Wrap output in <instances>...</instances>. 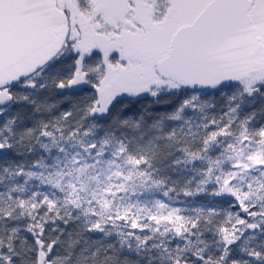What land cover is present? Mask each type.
<instances>
[{"label":"snow or ice","instance_id":"snow-or-ice-1","mask_svg":"<svg viewBox=\"0 0 264 264\" xmlns=\"http://www.w3.org/2000/svg\"><path fill=\"white\" fill-rule=\"evenodd\" d=\"M0 25L51 45L0 79V264H264V0H0ZM162 147L218 205L198 247L105 243L151 236L120 207Z\"/></svg>","mask_w":264,"mask_h":264},{"label":"rangeland","instance_id":"rangeland-1","mask_svg":"<svg viewBox=\"0 0 264 264\" xmlns=\"http://www.w3.org/2000/svg\"><path fill=\"white\" fill-rule=\"evenodd\" d=\"M174 170L181 174L178 179L180 186L177 185V188L174 189L169 188V184L157 173H154V180L149 176L142 177L141 179L148 181L147 185L143 189L138 187L131 199L126 198L124 204L120 207V211L122 215L127 212L130 219H134L137 224L151 232V235H155L154 237L165 239L166 236H175L179 241L187 242L189 245L197 247L194 237L190 240H185V230L190 229L192 223H196L199 226L200 221H203L207 216L197 211V208L193 206L192 198L186 197L182 193L188 190L196 191L199 181V169L191 166L185 169L181 165L174 167ZM41 177H44L43 180H40ZM189 178H191V182L186 183ZM33 179L40 180L46 184L49 182V177L45 176L43 171L37 172ZM185 186L187 190L181 191L182 187ZM52 187H55V184H52ZM57 190L68 191L69 193H78L79 191L75 185H71L70 188H64L61 185ZM210 200L212 199L210 198ZM116 202L117 204L120 203L119 200ZM125 227H131V225H126ZM123 233L124 228H120L115 229L113 235L120 243L133 241V245L130 246L146 242L148 237L141 235L139 240H136L134 236L130 234L123 235Z\"/></svg>","mask_w":264,"mask_h":264},{"label":"water","instance_id":"water-1","mask_svg":"<svg viewBox=\"0 0 264 264\" xmlns=\"http://www.w3.org/2000/svg\"><path fill=\"white\" fill-rule=\"evenodd\" d=\"M24 33L21 36V33ZM7 47L9 55H5ZM51 51L48 38L19 28L0 25V79L19 75ZM15 55H11V53Z\"/></svg>","mask_w":264,"mask_h":264},{"label":"trees","instance_id":"trees-1","mask_svg":"<svg viewBox=\"0 0 264 264\" xmlns=\"http://www.w3.org/2000/svg\"><path fill=\"white\" fill-rule=\"evenodd\" d=\"M129 134H131V133H129ZM170 152H172V155L169 154ZM173 155H175L174 150L169 149L167 147H162L160 149L158 158L154 161L155 167L159 169V171L155 172V173H157L163 180H165L167 182V184L175 185L176 186L175 188H177V185L178 186L181 185L180 183H178V179L181 176V174H180V172L174 170L175 166H173L171 163V161L173 159ZM30 160H31L30 157L25 158L26 163L30 162ZM3 162H4L3 159L0 158V163H3ZM182 176H183V174H182ZM36 181H37V179L30 180L29 185H31L32 183H34ZM41 183H43V182H41ZM186 188H187L186 186L182 187L181 191H184ZM193 198H192L193 206H195V208L199 209L200 212L204 213L206 216L209 215V213L207 211V209L209 207H217L218 206L215 200H213V199L210 200V198L207 196L197 195L196 197L194 196ZM154 236L155 235H153V234L151 236H148L146 242L151 241V240H156L159 244L166 246L169 240H173V238H176L175 236H166L165 239H161V238H157ZM108 242L120 244V242L117 240V238L114 235H112L111 237L108 238V240L105 241V243H108ZM181 242H183V241H181ZM186 244H188V243L186 242ZM189 247L192 248V250H195V248H196V247H193L191 244L189 245Z\"/></svg>","mask_w":264,"mask_h":264}]
</instances>
